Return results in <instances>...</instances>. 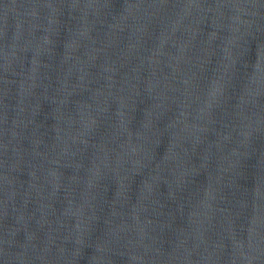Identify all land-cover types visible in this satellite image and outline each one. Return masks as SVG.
Wrapping results in <instances>:
<instances>
[{
	"label": "water",
	"instance_id": "95a60500",
	"mask_svg": "<svg viewBox=\"0 0 264 264\" xmlns=\"http://www.w3.org/2000/svg\"><path fill=\"white\" fill-rule=\"evenodd\" d=\"M0 264H264V0H0Z\"/></svg>",
	"mask_w": 264,
	"mask_h": 264
}]
</instances>
